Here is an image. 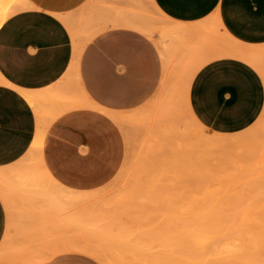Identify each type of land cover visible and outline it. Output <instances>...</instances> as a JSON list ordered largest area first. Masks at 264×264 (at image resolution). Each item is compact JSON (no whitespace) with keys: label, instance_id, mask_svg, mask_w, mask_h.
I'll return each mask as SVG.
<instances>
[{"label":"rangeland","instance_id":"1","mask_svg":"<svg viewBox=\"0 0 264 264\" xmlns=\"http://www.w3.org/2000/svg\"><path fill=\"white\" fill-rule=\"evenodd\" d=\"M148 16L165 24L153 11ZM211 32V37L217 33L224 46H237L216 27ZM76 99L79 112L66 116L76 120L74 126L56 118L52 104L45 106L47 124L39 151L43 163L38 168L46 173V180L52 178L74 188L78 200L59 207L37 199L27 206L24 203L28 201L17 198V208L27 207L34 214L21 220L16 212V229L10 230L5 207L7 222L0 242V264H153V258H157L155 264H163L160 251L167 249L196 253L201 264H264L263 118L244 132L215 137L187 116L185 93L176 77L144 106L125 113L132 117L131 125L100 124L94 119L103 111L81 96ZM88 124L98 133L95 139L83 132ZM241 135L248 136V143L224 152L209 151L202 142ZM195 198L208 201L201 202L206 205V209L202 206L206 214L202 210L200 217L195 215L197 210L201 212L198 200L197 210L193 205ZM70 223L77 224V229L70 228ZM197 227L209 238L207 252L199 255L193 242ZM34 232L41 235L36 240L29 236ZM5 237L8 241L3 243ZM130 237L138 243H130ZM75 238L97 244L104 261L87 252H62L57 247ZM116 238L130 247L137 245L139 253L135 254L145 251L143 258L133 256L131 252L137 250L126 244L131 253L128 255ZM144 245L146 248L140 251ZM116 247L117 252L113 250ZM113 251L122 252L121 256ZM38 254L41 258L36 260Z\"/></svg>","mask_w":264,"mask_h":264},{"label":"crops","instance_id":"2","mask_svg":"<svg viewBox=\"0 0 264 264\" xmlns=\"http://www.w3.org/2000/svg\"><path fill=\"white\" fill-rule=\"evenodd\" d=\"M28 1V10L12 15L0 27V172L28 166L31 170L26 174L45 178L38 168L43 163L41 156L36 161L27 154L39 119L46 121L44 110L48 104H52L56 118L74 126L76 120L66 116L79 112L76 96L84 100L86 96L104 113L95 117L98 123L131 125L132 117L125 113L144 106L159 92L165 77L164 61L184 55L197 62L212 54V32H207L204 25L213 15L219 17L224 32L236 42L264 47V0H137L139 4L133 0ZM156 9L167 26L172 24L179 31V37L166 42L169 58L155 40L132 25ZM96 11L103 20L89 23L93 12L99 18ZM104 14L108 18L104 19ZM109 14L115 15L112 18ZM83 20L88 22L84 24H88L87 30L79 29ZM77 22L83 35L68 29L70 26L76 31ZM75 34L77 38H72ZM181 36L183 51L178 47ZM74 42H78L76 46ZM20 90L37 98L39 113ZM189 102L194 117L207 130L220 135L238 134L252 127L264 113V78L246 61L211 60L195 74ZM82 129L90 139L98 134L90 124ZM54 181L32 184L9 179L5 196L14 208L19 203L17 198L28 201L24 203L27 206L37 199L49 206L68 205L66 195H76L75 189ZM5 207V197L0 194V242L6 229Z\"/></svg>","mask_w":264,"mask_h":264},{"label":"bare ground","instance_id":"3","mask_svg":"<svg viewBox=\"0 0 264 264\" xmlns=\"http://www.w3.org/2000/svg\"><path fill=\"white\" fill-rule=\"evenodd\" d=\"M98 1V0H97ZM132 1V0H131ZM134 2H136V3H138L139 4V2H141V1H135V0H133ZM151 3V2H150ZM153 3H154V1H153ZM137 5V4H136ZM135 5V6H136ZM154 5H155V3H154ZM98 5H97V3H96V6L95 7H97ZM138 6V5H137ZM30 7V4H29V1L28 0H0V27L12 16V15H14V14H16V13H18V12H20V11H23V10H25V9H27V8H29ZM133 7V6H132ZM143 9V8H142ZM28 10V9H27ZM91 10H92V8H91ZM137 11V10H136ZM161 12V11H160ZM157 9H156V14L159 16V17H163V15L160 13ZM94 13V12H93ZM91 14V18H89L90 17V15H88L89 17V23L92 21V24L93 23H95V20H100L101 18H100V13L98 12V11H96V14L97 13H99V18H95V16L97 17L98 15H94V14ZM112 13V12H111ZM126 13H128V11H126ZM125 13V14H126ZM93 15H94V18L95 19H92V17H93ZM105 16H104V19H105V17L106 18H108L107 17V14H104ZM109 15H111V14H109ZM113 15H115V14H112L111 15V17L113 16ZM127 15V14H126ZM125 15V18L127 17ZM131 16H132V13H131ZM103 17V16H102ZM113 18V17H112ZM116 18V17H115ZM127 19V18H126ZM131 19V18H130ZM130 19H128V20H130ZM135 19V18H134ZM93 20H94V22H93ZM103 19H101V21H102ZM106 21H108V20H105V22H103V23H106ZM118 21V23H119V20H117ZM117 21H115V22H117ZM168 21V20H167ZM83 24H82V26L81 27H79L80 26V24L78 25V22H77V24H75V29H76V31L74 30V27L72 28V29H70L71 27L69 26V30H71L70 32H77L78 31V34H79V32H80V30H78V28H77V26L79 27V29H81L82 27H84L83 28V30L85 29V30H87V27H88V24H86L85 26H84V24L85 23H88L86 20L84 21L83 20ZM70 23V22H69ZM68 23V24H69ZM80 23H82V22H80ZM96 24V23H95ZM98 25H99V22H98ZM119 25V24H118ZM133 26H136V27H138V29H140L142 32H144L146 35H148L150 38H152L153 40H155V42H157L158 43V45H159V47H160V49L162 50V53L164 52V53H166V55H165V57L167 56V54H168V51H169V49L168 48H166V42H169V41H171L172 40V37H175L177 34H178V32L176 31V29H174V28H176L175 26H174V28H172V24H171V27H169V25L167 26V25H165V24H161V23H159L158 21H156V19L155 18H152V17H150V16H148V15H146L145 17H143V18H141V21L138 23V24H136V23H133L132 24ZM92 26V25H91ZM95 26V25H94ZM94 26H92V28L94 27ZM114 26V25H113ZM123 26V25H122ZM202 27H203V25H202ZM204 27H205V30L208 32V31H210V29L212 30V28H214V27H216L217 28V30L219 31V33H221L223 36H225V37H227V38H229L232 42H234L235 44H237V46H235V47H232V46H224L223 45V43L218 39V37H217V33H214L213 35H212V41H211V45H212V54L210 55V56H207V57H205V58H203V60H201V61H197V62H194V60L193 59H189V58H185V56L183 55V57H180V59H178V60H168L167 62L166 61H164L165 63L164 64H166V70H165V77H164V81H163V83H162V86L160 87V89H159V92L162 90V89H164L166 86H167V84H169V81L172 79V78H177V79H179V86H181L182 87V89H183V91H184V93H185V101H186V111H187V116L189 117V119L193 122V124H195L196 126H198V127H200V128H204V126H202L199 122H198V120L194 117V115H193V113H192V111H191V108H190V102H189V91H190V86H191V82H192V80H193V78H194V76H195V74L197 73V71L206 63V62H208V61H211V60H215V59H218V58H235V59H239V60H243V61H246V62H248V63H250V64H252V65H254L259 71H260V73H261V75L263 76V78H264V47H250V46H246V45H242V44H240V43H238V42H236L234 39H232V38H230L227 34H226V32H224V30H223V27H222V25L220 24V21H219V17L217 16V15H213L210 19H209V21L204 25ZM100 28V27H99ZM201 28V27H200ZM94 29V28H93ZM104 29H106V27L104 28ZM137 29V30H138ZM73 30V31H72ZM98 30V29H97ZM103 30V29H102ZM215 31V30H214ZM83 32H86V31H83ZM99 32V31H98ZM71 34H73V33H71ZM80 34H82V33H80ZM79 34V35H80ZM89 34H92V33H90L89 32ZM76 35L77 34H75L74 36H72V38L73 37H75V38H77L76 37ZM83 35V34H82ZM81 35V36H82ZM87 35V34H86ZM81 36H80V38H81ZM94 36H95V34H94ZM180 36V35H179ZM179 36H176V37H179ZM208 36V35H207ZM206 36V37H207ZM182 37V39H181V41H180V44L178 43V47L179 48H181V50L183 51V47L185 46L184 45V42H183V36H181ZM82 38H83V36H82ZM209 39H210V36H209ZM74 40V39H73ZM75 43V42H74ZM76 43H78V42H76ZM76 43H75V46H76ZM85 44H84V46L86 45V42H84ZM199 45H200V43H199ZM198 47V46H197ZM187 48V47H186ZM189 48V47H188ZM194 48V47H193ZM195 49V48H194ZM78 50H80V48H78L77 49V51ZM193 50V49H192ZM196 50V49H195ZM209 50V49H208ZM177 51H178V48H177ZM189 51V50H188ZM191 52V51H190ZM189 52V53H190ZM163 53V54H164ZM169 53H170V51H169ZM75 54V53H74ZM82 54V53H81ZM173 54V53H172ZM197 54V53H196ZM187 55H188V53H187ZM191 55V54H190ZM74 56V55H73ZM75 58V57H74ZM167 58H169V56H167ZM176 59V58H175ZM73 60V59H72ZM75 60V59H74ZM193 60V61H192ZM76 63V60L74 61V63H73V66H72V69L71 70H73L74 69V64ZM78 63V62H77ZM76 65V64H75ZM79 65V64H78ZM78 67V66H77ZM76 67V68H77ZM70 70V71H71ZM74 71V70H73ZM73 71H71V73H73ZM74 75H75V73H74ZM2 79L0 78V83H2V81H1ZM19 92H21V94L33 105V106H35L36 108H37V110H38V113H39V109H38V107H37V102H38V100H37V98L33 95V94H31L30 92H28V91H24V90H20ZM159 92H157V94L159 93ZM156 94V95H157ZM85 100L88 102V103H90L91 105H92V102L90 101V100H88V98L85 96ZM166 116V115H165ZM164 117V116H163ZM261 118H263L264 119V113H263V115L261 116ZM260 122H258V124L259 123H261L263 120H259ZM47 123H46V121L44 120H41V119H39V122H38V129H37V133H36V136H35V139H34V141H33V143H32V145H31V148H30V150H29V152H28V154H27V156H28V158H30L31 160H34V159H36V161H38L39 159V151H40V148H41V144H42V135H43V128H44V126L46 125ZM175 128H177V127H175ZM178 129V128H177ZM180 130V129H179ZM167 131V130H166ZM176 131V130H175ZM181 131V130H180ZM169 132V131H168ZM177 132V131H176ZM45 133V132H44ZM180 134H181V132H180ZM184 134V133H183ZM182 134V136L184 137V135ZM215 134V137H218V136H221L220 134H217V133H214ZM212 138V139H209V140H207V139H203L202 140V142H203V144H207L206 145V147H207V149L210 151V150H212L213 152H224V151H227V150H231V149H233V148H236V147H241L242 145H246L247 143H248V136H246V135H241V136H236V137H232V138H222V139H220V138H218V139H216V138ZM264 144V143H263ZM184 146H186V145H184ZM182 146H180L179 148H181ZM182 149V148H181ZM209 156V155H208ZM28 166H26L25 168H21V169H17V170H9V171H6V172H0V194L2 195V196H4L5 197V202H6V207H7V211H8V217H9V228H12V227H15V229H16V224H17V221L16 220H14V215H15V213L17 212L18 213V218H20L21 220H26V218H27V215H29V213H31V211H28L27 210V207H25V208H14V207H12V204H11V201L10 200H7V197L5 196V193H6V191H5V189L7 188V184L9 183V179H21L24 183H32V184H34V183H39V182H45V183H53V184H55V181H54V179H50V180H46V177L43 179V177H40V175H36V174H32L31 176L30 175H28V174H26L27 173V170H28V172H30V170L31 169H29V168H27ZM46 174V173H45ZM57 193V191L56 192H53L52 194V197L53 196H55V194ZM60 194H61V192H60ZM69 199H70V202L71 201H73V200H71V199H74V200H78L77 199V195H72L71 193H67V195H66ZM207 197V196H206ZM203 199H207V198H202V199H200L199 200V198H195L194 199V201L195 200H198L199 201V203H200V205H201V212H197L198 210V202L197 201H195L194 202V204L193 205H195L194 207H195V209L197 210L196 211V214L195 215H197L198 217H200V216H202V212L203 213H205L206 214V210H204V209H206V205H203L204 203H206V202H208V201H204V202H202L201 200H203ZM69 202V203H70ZM197 202V203H196ZM201 202L203 203V204H201ZM77 206H78V204H77ZM202 206H203V208H202ZM205 206V207H204ZM27 210V211H26ZM203 210V211H202ZM80 211V210H79ZM83 211V210H82ZM77 212V211H76ZM81 212V211H80ZM84 212H86V211H84ZM264 212V211H263ZM73 213V212H72ZM77 213H79V212H77ZM83 213V212H82ZM81 215V214H80ZM84 215V214H83ZM24 216H26V218H24L23 219V217ZM29 218V217H28ZM70 218V217H69ZM74 218V217H73ZM81 219V218H80ZM17 220H19V219H17ZM74 220V219H73ZM19 222V221H18ZM69 222V221H68ZM71 222V221H70ZM81 222H82V219H81ZM23 223V222H22ZM72 223H74V222H72ZM72 223H70L69 225H70V228H71V225H72ZM27 224V223H26ZM68 225V226H69ZM19 226V225H18ZM73 227H75V226H77V224L74 226V224L72 225ZM8 228V229H9ZM22 228L24 229V227L22 226ZM76 229H77V227H75ZM18 229V228H17ZM27 229V228H26ZM10 230V229H9ZM19 231V230H18ZM101 231V230H100ZM10 233V232H9ZM9 233H7L6 234V237H8V240H9V236L10 235H8ZM22 233H24V231L22 230ZM18 234V233H17ZM76 234H78V233H76ZM23 235V234H22ZM72 235V234H71ZM129 235H131V234H129ZM129 235H124V237H127V238H129L128 236ZM134 235H135V233H134ZM12 236V235H11ZM18 236V235H17ZM25 236H27L28 237V234L27 235H24V237ZM30 236V238L31 237H33V239L34 240H36V238H37V236H36V233H33V234H30L29 235ZM77 236V235H76ZM79 236V235H78ZM88 236V235H87ZM86 236V237H87ZM101 236V235H100ZM103 236V235H102ZM140 236V235H139ZM6 237H5V239H4V241H3V243H5V240H6ZM24 237H22V238H24ZM138 237V235H137V233H136V238ZM193 237H194V239H193V242H194V244H196V250L198 251V255H199V253L200 254H202V253H206L207 252V244H208V241H209V238H208V236H207V234H205L204 232H203V230L201 229V228H199V227H197V229L195 230V232L193 233ZM19 238V237H18ZM18 238H16L17 239V243H18ZM122 238V237H121ZM121 238H116V241H117V239H118V241L117 242H119V241H121ZM113 239H115V238H113ZM123 239V238H122ZM131 239V240H130ZM130 243H134V242H136L134 239H132L131 237H130ZM139 239V238H138ZM8 240H6V241H8ZM21 240V239H20ZM19 240V242H21ZM26 240V239H25ZM38 240V239H37ZM62 240V239H61ZM75 240V241H74ZM71 239V240H67V241H63V243H62V245L61 244H58V245H61V246H57V247H60V249L62 250V252L63 251H83V252H87V253H89V254H91V255H94V256H97L98 258H100L101 259V262L102 261H104V257L105 256H102V253L100 252V250H102L101 248H100V250L96 247V245L94 246L91 242H93V241H91V242H87V241H85V239H82V240H79V241H77V239L75 238V239ZM39 241V240H38ZM113 241V240H112ZM111 241V243H116V241L114 240L113 242ZM132 241V242H131ZM30 242V241H29ZM49 242V241H48ZM51 242H52V240H51ZM95 242V241H94ZM122 242V241H121ZM120 242V243H121ZM140 242H142V240L140 241ZM10 243H11V240H10ZM126 243V242H125ZM136 243H138V242H136ZM33 244V243H32ZM102 244V243H101ZM128 246H129V248H131V250L132 249H136V247H137V245H135L134 247H130L131 245H129L128 243H126ZM126 244H124L123 242H122V245L120 246L119 245V247H121L122 248V246L124 245V248H127V253H129L128 255H131V253H132V255L133 256H137V257H140V258H143V253L145 252H143L142 251V254L140 253L139 255H136L135 253H137L138 252V248L136 249L137 251L136 252H131L130 253V249H128V247H127V245ZM2 245V244H1ZM3 245H5V244H3ZM11 245V244H10ZM20 245V244H19ZM126 245V246H125ZM139 245V244H138ZM145 245H146V243H145ZM141 246V247H144V248H142V249H140V247H139V250L141 251V250H144L145 248H146V246ZM23 246H25V245H23ZM27 247H28V242H27V245H26ZM99 246V245H98ZM111 246H112V244H111ZM20 247V246H19ZM37 247V246H36ZM52 247H54V246H52ZM3 248V247H2ZM150 249V247L149 246H147V249ZM22 249V248H21ZM151 249H152V247H151ZM26 250V249H25ZM55 250V252H56V249H54ZM60 250V251H61ZM112 250V249H111ZM114 251H116L117 252V250H118V248L116 247V248H114L113 249ZM129 250V251H128ZM3 251L5 252V250H4V248H3ZM3 251H1V252H3ZM16 251V250H15ZM19 251V250H18ZM113 251V252H114ZM152 251H154V253H155V250L153 249ZM152 251L150 252V253H152ZM158 251H160V249H158ZM23 252V251H22ZM116 252H114L117 256H118V254L119 253H116ZM148 252H149V250H148ZM160 252L162 253V256H164V257H162V256H160L159 254H160ZM160 252H158L159 254V256L161 257V259L163 260V262L164 263H166V264H168L169 262H170V264H201L202 263V261L201 260H199V261H197V254L196 253H194V254H192L191 252L189 253V254H185V253H178V252H176L174 249H171V250H161ZM17 253V252H16ZM30 253V252H29ZM53 253H54V251H53ZM122 253V252H121ZM121 253L119 254V256L118 257H120L121 256ZM126 253V254H127ZM139 253V252H138ZM150 253H148L149 255H151ZM9 254H11V253H9ZM22 254V253H21ZM41 254H43V253H41ZM41 254H38V255H36V260H38V259H40L41 257ZM124 254V253H123ZM126 254H124V255H126ZM14 255H15V253H14ZM34 255V254H33ZM23 256V255H22ZM21 256V257H22ZM35 256V255H34ZM44 256V255H43ZM42 256V257H43ZM142 256V257H141ZM157 256V255H156ZM29 258V257H28ZM28 258L26 259V260H28ZM47 258V257H46ZM144 258H146V255L144 256ZM152 258V257H151ZM157 259V258H156ZM156 259H152L151 260V263H153V264H155V262L157 263L158 261L156 260ZM160 259V258H159ZM33 260H34V258H33ZM97 260V259H96ZM107 260V259H106ZM144 260V259H143ZM142 260V261H143ZM148 260V259H147ZM22 261H24V259L22 260ZM29 261V260H28ZM247 262L249 261L248 259L246 260ZM25 262V261H24ZM23 263V262H22ZM144 263H145V261H144ZM148 263V262H147ZM163 263V264H164ZM109 264H111V262L109 263ZM249 264H260L258 261H256V262H253V261H250L249 262Z\"/></svg>","mask_w":264,"mask_h":264}]
</instances>
